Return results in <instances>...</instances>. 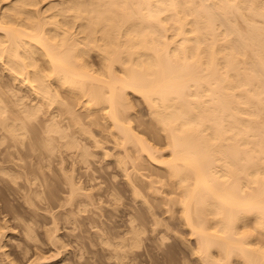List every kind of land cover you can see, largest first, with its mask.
<instances>
[{
  "label": "bare ground",
  "instance_id": "obj_1",
  "mask_svg": "<svg viewBox=\"0 0 264 264\" xmlns=\"http://www.w3.org/2000/svg\"><path fill=\"white\" fill-rule=\"evenodd\" d=\"M130 93L164 151L130 124ZM76 104L88 128L108 122L114 145L135 154L138 179L150 164L164 170L143 181L149 194L173 185L201 264H264V241L254 245L264 240V0H0V151L27 140L39 161L64 148L86 164L78 132L110 155Z\"/></svg>",
  "mask_w": 264,
  "mask_h": 264
},
{
  "label": "rangeland",
  "instance_id": "obj_2",
  "mask_svg": "<svg viewBox=\"0 0 264 264\" xmlns=\"http://www.w3.org/2000/svg\"><path fill=\"white\" fill-rule=\"evenodd\" d=\"M21 91L19 93L28 94L23 89ZM128 101L129 122L135 131L158 150L164 151L166 139L162 134L151 133V118L143 101L131 93ZM74 108L79 114V121L85 123L84 128H90L95 138L103 139H100L101 145L110 155L103 156L101 150L95 149L90 139L84 137H87L86 134H79L77 127L84 124L77 122V129L73 126L72 131L76 130L78 139L91 152L86 164L80 160L76 150L62 151L64 139L55 141L56 146L60 144L56 150H62L55 151L50 161L39 157L40 160L44 159L41 160L44 163L38 160L36 151L25 147L27 140L23 145L24 150L19 146L23 152L15 147L17 150L11 148L10 153L1 150L0 159L5 160L2 161L3 165L8 168L7 171L0 169V229L2 225L5 226L0 231V264H11L13 259L15 264H201L194 255L196 238L184 225L179 205L171 202L177 193L171 190L174 189L173 185L167 181L166 185L158 184V188L156 183L157 190L163 187L161 191L155 193L149 190L153 195L148 193L145 182L154 177L163 181L164 177L161 176L164 170L151 164L146 168L147 162L142 159L140 163L145 160L144 165L141 164L145 169L140 168L138 172L141 175L152 172L154 175H148L149 180L148 176L145 178L143 175L145 182L138 179L132 165L136 161L131 162L134 153H125L121 147L114 145L109 123L106 122L104 126L103 122L100 125L102 128L93 125L88 128L81 105L76 104ZM138 118L146 122L151 131L144 122L141 124L137 121ZM66 122L69 125L74 121L63 120L61 125L66 126ZM119 159L121 166H117ZM41 181L45 184L44 188L39 187ZM71 184L78 188H74L72 195ZM36 189L40 193H35ZM24 223L30 229V236ZM248 226L243 229H251ZM254 237L251 241L258 242ZM260 241L254 245L261 246L264 240ZM213 254L217 256L216 251ZM231 262L245 264L238 258H233Z\"/></svg>",
  "mask_w": 264,
  "mask_h": 264
}]
</instances>
